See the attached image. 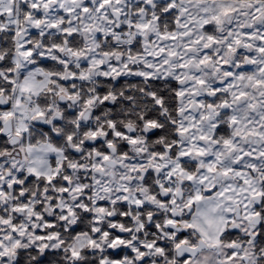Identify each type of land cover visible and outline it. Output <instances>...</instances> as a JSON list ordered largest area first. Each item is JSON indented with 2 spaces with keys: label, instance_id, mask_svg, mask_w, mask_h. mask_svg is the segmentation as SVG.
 <instances>
[{
  "label": "snow or ice",
  "instance_id": "1",
  "mask_svg": "<svg viewBox=\"0 0 264 264\" xmlns=\"http://www.w3.org/2000/svg\"><path fill=\"white\" fill-rule=\"evenodd\" d=\"M0 264H264V0H0Z\"/></svg>",
  "mask_w": 264,
  "mask_h": 264
}]
</instances>
